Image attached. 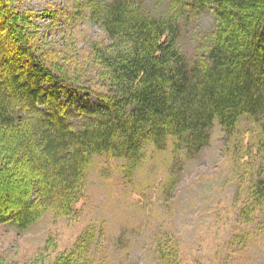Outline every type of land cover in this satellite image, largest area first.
Segmentation results:
<instances>
[{
	"label": "trees",
	"instance_id": "obj_1",
	"mask_svg": "<svg viewBox=\"0 0 264 264\" xmlns=\"http://www.w3.org/2000/svg\"><path fill=\"white\" fill-rule=\"evenodd\" d=\"M12 1L0 0V223L26 231L49 211L70 216L94 156L124 160L130 177L149 151L170 146L171 190L173 170L209 143L214 122L231 135L244 115L259 127L261 161L249 192L264 209V0H73L72 17L85 14L82 21L102 32L90 43L98 88L48 63ZM206 12L213 27L187 58L181 33ZM91 96L96 101H83ZM93 240L89 227L76 254ZM157 251L165 264L182 263ZM73 255L56 264H90Z\"/></svg>",
	"mask_w": 264,
	"mask_h": 264
},
{
	"label": "rangeland",
	"instance_id": "obj_2",
	"mask_svg": "<svg viewBox=\"0 0 264 264\" xmlns=\"http://www.w3.org/2000/svg\"><path fill=\"white\" fill-rule=\"evenodd\" d=\"M11 4L19 19L28 21L23 25L26 37L34 35L53 68L79 84L98 88L90 43L101 39L102 32L82 21L85 14L72 17L73 0ZM212 27L210 12L185 25L179 47L187 58L197 56L200 40ZM258 133L249 116L239 118L231 135L214 122L209 143L173 170L176 184L171 190L166 188L172 170L170 146L164 152L147 147L145 161L130 177L124 160L94 156L83 197L70 216L54 217L49 211L26 231L0 223V264H56L70 254L90 264H165L159 246L181 264H264V209L251 203L249 192L253 168L261 161L254 147ZM20 176L19 172L16 179ZM30 179L27 172L25 181L30 184ZM15 199L13 192L12 207ZM89 227L94 240L80 256L75 248Z\"/></svg>",
	"mask_w": 264,
	"mask_h": 264
}]
</instances>
